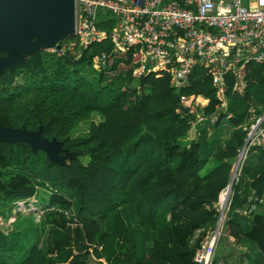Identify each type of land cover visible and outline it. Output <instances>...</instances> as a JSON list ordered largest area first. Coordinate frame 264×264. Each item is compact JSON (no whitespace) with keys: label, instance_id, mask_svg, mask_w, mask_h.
<instances>
[{"label":"trees","instance_id":"trees-1","mask_svg":"<svg viewBox=\"0 0 264 264\" xmlns=\"http://www.w3.org/2000/svg\"><path fill=\"white\" fill-rule=\"evenodd\" d=\"M115 25L100 15L101 30L110 34ZM60 45L0 76V125L43 129L75 154L58 164L25 143L0 141V217L32 199L44 210L28 246L17 243L16 229H0V264H195L217 225L215 204L230 183L250 111L264 112V64L246 66L243 92L227 76L232 118L212 125L217 91L204 68L177 92L169 75L134 77L137 56L115 52L110 39L80 50L73 35ZM102 57L106 66L97 70ZM198 96L209 103L195 110ZM200 113L207 120L191 137ZM82 123L87 135L73 137ZM233 192L223 239L248 251L237 263L226 260L264 264V149L248 153Z\"/></svg>","mask_w":264,"mask_h":264},{"label":"built area","instance_id":"built-area-1","mask_svg":"<svg viewBox=\"0 0 264 264\" xmlns=\"http://www.w3.org/2000/svg\"><path fill=\"white\" fill-rule=\"evenodd\" d=\"M102 14L116 20L110 34L99 28ZM75 18L74 35L79 38L80 50L110 39L115 52L133 51L137 56L134 77L169 75L171 86L179 92L189 86L197 67L204 68L217 91L216 113L209 118L212 125L222 115L227 121L232 118L226 94L227 76L235 78L234 90L243 92L246 88L243 70L252 63L264 64V0H75ZM105 66L104 57L95 59V69ZM193 103V109H203L209 100L198 96ZM250 112L252 116L244 127L245 143L233 164L231 191L229 183L215 204L217 225L197 248L195 264H231L227 260L215 263V259L233 189L240 180L248 153L264 149V112L261 115H256L254 109ZM206 120L201 115L193 127ZM255 208L252 206V210ZM230 239L233 243L234 238Z\"/></svg>","mask_w":264,"mask_h":264},{"label":"water","instance_id":"water-1","mask_svg":"<svg viewBox=\"0 0 264 264\" xmlns=\"http://www.w3.org/2000/svg\"><path fill=\"white\" fill-rule=\"evenodd\" d=\"M75 25V0H0V76L39 51H61L60 42L75 34ZM0 141L25 143L33 152L41 150L58 164L75 157L63 150L57 138H45L43 129L33 132L0 125ZM231 188L232 183L228 186Z\"/></svg>","mask_w":264,"mask_h":264},{"label":"rangeland","instance_id":"rangeland-1","mask_svg":"<svg viewBox=\"0 0 264 264\" xmlns=\"http://www.w3.org/2000/svg\"><path fill=\"white\" fill-rule=\"evenodd\" d=\"M205 122V121H204ZM203 123V122H202ZM201 124V123H200ZM198 124L193 127V136H195V133L197 131ZM89 129V123H82L79 126H76L73 131L72 135L73 137H84L87 135ZM211 167L207 168L204 173H206L208 170H210ZM47 199V197H46ZM40 202V201H39ZM24 205H17V208L13 210V214L9 219H5L3 217H0V229L5 233V234H12L14 230L16 229L20 233L16 236V239L19 241L17 242L18 244H25L26 246L29 245L31 242V237L32 233H30V229L32 228V222L34 221L35 223H39L44 210L41 208L39 205L38 201L36 199H32L28 202H24ZM17 221V223H15ZM22 231H24L25 234H23L22 237ZM20 235V236H19ZM29 235V236H26ZM15 239V237H12ZM227 239V238H224ZM224 244L220 243L218 246V251H217V257L222 258L224 255ZM19 247L17 246V249ZM18 252V250H16Z\"/></svg>","mask_w":264,"mask_h":264},{"label":"crops","instance_id":"crops-1","mask_svg":"<svg viewBox=\"0 0 264 264\" xmlns=\"http://www.w3.org/2000/svg\"><path fill=\"white\" fill-rule=\"evenodd\" d=\"M204 99H206V98H204ZM221 243L224 244V247H223L224 255L222 257L223 259L220 258V260H226V258H228L229 262L237 263L238 261H240L241 257H243V253L248 251V249L242 245H239L238 248L237 247L235 248L233 246L232 240L230 238L228 241L226 239H222ZM220 260H218V261H220Z\"/></svg>","mask_w":264,"mask_h":264},{"label":"bare ground","instance_id":"bare-ground-1","mask_svg":"<svg viewBox=\"0 0 264 264\" xmlns=\"http://www.w3.org/2000/svg\"><path fill=\"white\" fill-rule=\"evenodd\" d=\"M200 115H201V113H200ZM200 115H199V116H200ZM223 198H224V195H223Z\"/></svg>","mask_w":264,"mask_h":264}]
</instances>
